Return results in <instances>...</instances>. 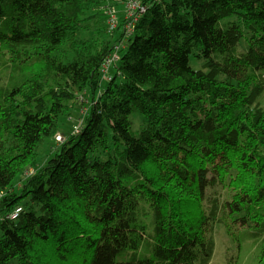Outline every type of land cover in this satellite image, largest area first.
Segmentation results:
<instances>
[{
  "label": "trees",
  "instance_id": "16d2710c",
  "mask_svg": "<svg viewBox=\"0 0 264 264\" xmlns=\"http://www.w3.org/2000/svg\"><path fill=\"white\" fill-rule=\"evenodd\" d=\"M143 3L84 40L106 0H0V264H211L219 225L264 264V0Z\"/></svg>",
  "mask_w": 264,
  "mask_h": 264
},
{
  "label": "rangeland",
  "instance_id": "374dc122",
  "mask_svg": "<svg viewBox=\"0 0 264 264\" xmlns=\"http://www.w3.org/2000/svg\"><path fill=\"white\" fill-rule=\"evenodd\" d=\"M166 1H169V0H166ZM123 15L121 17H123ZM228 22L229 20L225 21V23H228ZM105 30H106L105 15H102L100 16L98 22L96 20L90 23L87 27V30L80 32L79 36L81 39H84V40H89L93 38L94 39H104V38H108ZM121 34H122V31L118 32L116 35V39ZM116 39L112 41L115 42ZM246 48H247L246 42L244 41L241 42V44L239 45L240 51L246 50ZM118 51L120 54V50ZM204 63H205L204 60H200L194 55H191L190 66L195 71L202 70ZM108 72L113 76L116 72L115 67L113 66L111 68L110 66L106 73ZM107 85H108V81L103 80V84H102L103 88H106ZM89 100H90V97H89ZM260 102L264 106V96L262 97ZM82 107H83L82 104L80 106H76L75 108L70 110L68 114L62 117L60 119V127H59L57 135H55V138L50 141H47L42 147L38 149L39 155L43 158L42 164L46 160H48V158L51 157L50 155H51V152H53V149L59 147V145L64 143L65 139L69 137L70 135L77 134L76 133L77 130L82 127L83 119H85L88 114V110L86 109L87 111H85V109H82ZM131 121L133 123V131L135 133L139 132L141 123H142V117L140 116L131 117ZM34 172L35 171L33 169H30L28 172L24 174L22 178L26 179L32 176ZM16 210L17 209H15L14 212ZM214 237H215V243H216L215 244V254H214L211 264H227V259L232 256H235L236 253H238L237 247L228 239L225 233V229L221 225L216 227ZM257 253H258V248L256 247L255 244L248 243L244 245L243 250L240 253L239 264H257L258 263ZM142 256L152 257V254L150 253V251L146 250V252Z\"/></svg>",
  "mask_w": 264,
  "mask_h": 264
},
{
  "label": "built area",
  "instance_id": "2783aa9c",
  "mask_svg": "<svg viewBox=\"0 0 264 264\" xmlns=\"http://www.w3.org/2000/svg\"><path fill=\"white\" fill-rule=\"evenodd\" d=\"M106 2V25L108 33H115V31L119 28V24L122 23L124 35L126 37H132L140 17L147 12V6L144 5L143 0H106ZM122 15L123 17H121ZM117 59L118 57L116 54L109 58L104 66V72H107L108 68L115 63ZM80 129L77 130V134ZM21 212L22 209L18 208L11 214L10 219L13 221L17 220Z\"/></svg>",
  "mask_w": 264,
  "mask_h": 264
},
{
  "label": "crops",
  "instance_id": "0c3cea01",
  "mask_svg": "<svg viewBox=\"0 0 264 264\" xmlns=\"http://www.w3.org/2000/svg\"><path fill=\"white\" fill-rule=\"evenodd\" d=\"M120 11H121V9H120Z\"/></svg>",
  "mask_w": 264,
  "mask_h": 264
}]
</instances>
